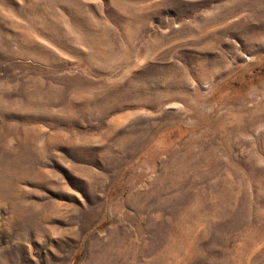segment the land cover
Returning <instances> with one entry per match:
<instances>
[{"label": "rangeland", "instance_id": "374dc122", "mask_svg": "<svg viewBox=\"0 0 264 264\" xmlns=\"http://www.w3.org/2000/svg\"><path fill=\"white\" fill-rule=\"evenodd\" d=\"M0 264H264V0H0Z\"/></svg>", "mask_w": 264, "mask_h": 264}, {"label": "bare ground", "instance_id": "6f19581e", "mask_svg": "<svg viewBox=\"0 0 264 264\" xmlns=\"http://www.w3.org/2000/svg\"><path fill=\"white\" fill-rule=\"evenodd\" d=\"M193 139H194V138H193ZM195 139H196V138H195ZM191 140H192V138H189L187 144H183L184 146L182 145V148H185V147L188 148V147H189L188 145H189V143H190ZM194 142H195V141H194ZM190 147H191V145H190ZM180 148H181V147H180ZM185 150H186V149H185Z\"/></svg>", "mask_w": 264, "mask_h": 264}]
</instances>
